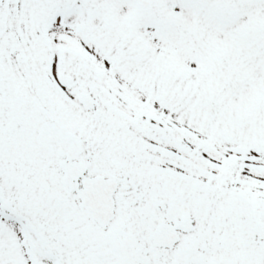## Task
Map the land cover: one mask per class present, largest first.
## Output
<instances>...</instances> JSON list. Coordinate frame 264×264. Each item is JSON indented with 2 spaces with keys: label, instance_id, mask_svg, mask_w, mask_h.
<instances>
[{
  "label": "snow or ice",
  "instance_id": "obj_1",
  "mask_svg": "<svg viewBox=\"0 0 264 264\" xmlns=\"http://www.w3.org/2000/svg\"><path fill=\"white\" fill-rule=\"evenodd\" d=\"M0 264H264V0H0Z\"/></svg>",
  "mask_w": 264,
  "mask_h": 264
}]
</instances>
